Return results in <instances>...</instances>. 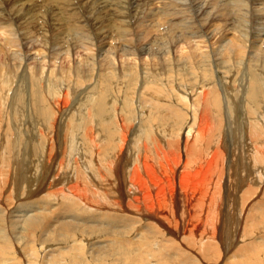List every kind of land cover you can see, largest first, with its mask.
I'll return each mask as SVG.
<instances>
[{
	"label": "bare ground",
	"instance_id": "6f19581e",
	"mask_svg": "<svg viewBox=\"0 0 264 264\" xmlns=\"http://www.w3.org/2000/svg\"><path fill=\"white\" fill-rule=\"evenodd\" d=\"M159 1L21 0L15 21L0 15V38L13 46L9 61L0 59V264H264V0L252 28L240 23L251 1L237 2L232 37L199 59L173 49L206 30L173 35L163 17L183 18L187 1L199 9V0ZM45 14L39 24L53 44L26 56L27 25ZM114 49L148 61L113 65ZM206 62L225 67L221 86L207 81ZM90 72L101 88L90 86ZM22 107L30 115L20 124ZM237 128L245 142L229 151Z\"/></svg>",
	"mask_w": 264,
	"mask_h": 264
},
{
	"label": "rangeland",
	"instance_id": "374dc122",
	"mask_svg": "<svg viewBox=\"0 0 264 264\" xmlns=\"http://www.w3.org/2000/svg\"><path fill=\"white\" fill-rule=\"evenodd\" d=\"M99 2H101V0H98ZM155 1V0H154ZM159 1V0H158ZM165 1H167V0H165ZM246 0H199V2L197 3L198 4V6L200 7L199 9H196V8H194V7H192V5H194V4H191V3H189L188 4V2L189 1H187V4L184 6L185 7V10H184V14H183V18H182V16H179V17H176L175 15H173L170 11L169 12H167L168 14H166V15H164L163 17L164 18H168L169 19V22H167V25H168V31L170 32V33H172L173 35H177V34H180V33H182L181 31L183 30L184 31V33H187V32H189V29L190 28H199V29H202L203 31H205L206 30V32H205V34L204 35H206V38L204 37V36H195L196 34H194V35H192V36H190V37H188V39H187V42H186V44H180V42L178 41L177 42V44H176V46H183L184 48H185V50H183L182 48L180 49H173V51H174V54H175V57H177V55H178V58H186L187 56H185L186 54H191L192 56H193V58H195V59H199V58H197V57H199L200 55H201V53H200V51H201V49L203 50V51H211V52H209L210 54H213L212 52H215L216 51V46H217V44L218 43H220L221 42V40L223 39V37L222 36H227V37H232V34L234 33L233 32V30H230V27H231V23L230 22H232V20H233V17L231 18V16L229 15V13L232 15V13L234 12L235 13V4L237 3V2H239V3H241V2H245ZM251 1V3H250V7H249V14L247 13V14H245L244 15V17H243V19L242 20H240V23L242 24V26H244V27H253L254 25L256 26L257 24H254V19H255V17H256V15H254V10H257L258 9V4H262V3H260V0H250ZM160 3H159V5H162V2L161 1H159ZM230 2V3H229ZM19 3H21V0H0V15H8V14H12V19H14V21H15V18H14V16H15V14L17 13V11L15 10V8H18L16 5L17 4H19ZM100 5V7H101V3L99 4ZM228 6V7H227ZM99 7V8H100ZM107 8V6H105V8H103V9H106ZM228 8H231L232 10H230V11H228ZM148 9H152V6L149 4V7H148ZM206 10H210L211 11V13H210V16H206L205 14H204V12L206 11ZM164 12H166V10H163ZM149 12V11H148ZM46 15L47 14H45L44 15V17H41L40 19H39V17L37 18V19H35V21L33 22V24L31 25V27H29V25H27V28H26V31H27V29L29 30V33L28 32H25V39H24V41H25V43H24V46H23V50H22V52H26V56H29L28 54H30V55H32L35 51V49H37V48H40V47H44V45L45 46H47V45H50V44H53V32L52 31H47L49 28L48 27H43V26H41L40 24H39V21L41 20V19H45L46 18ZM108 17V14H106V16H105V19L103 20V23L104 24H109V23H111V18L110 19H108L107 18ZM71 18V17H70ZM107 18V19H106ZM46 20V19H45ZM244 20V21H243ZM200 22H202V25L200 24ZM91 24V23H90ZM90 24H88L87 26H86V31H87V33L89 34V35H94V34H92L93 32L92 31H94L93 30V27L92 26H90ZM244 24V25H243ZM60 24H58V26H59ZM218 25V28L217 29H219V31H221V30H223V31H221L222 33H221V35L219 34V32H217V29H215L216 28V26ZM163 26H166V25H163ZM63 27V26H62ZM65 28V27H64ZM67 28V27H66ZM112 29H114L113 27H111ZM47 29V30H46ZM92 29V30H91ZM201 30V33H199V34H202L203 33V31ZM24 30H22V32H23ZM90 31V32H89ZM140 31V30H139ZM58 32H61V31H58ZM216 32H217V34H216ZM24 33V32H23ZM236 33V35L238 34L237 32H235ZM107 34H108V31H107ZM116 34V33H115ZM34 36H39V39H38V42L37 41H35L34 39H33V37ZM71 36H72V34H71ZM28 37V38H27ZM263 37V32L261 33V34H259L258 36H257V38H255L256 39V41H258V39H260V38H262ZM106 38L107 39H111V38H109L108 36H106ZM41 39V40H40ZM33 40V41H32ZM226 40H228V39H226ZM43 41H46V44L43 42ZM207 41V42H206ZM0 42L2 43V45L0 46V59H1V61H2V63L3 64H6L7 63V61H9V59L11 58L10 56V58H6V57H8V55H13V46H9V45H7L5 42H4V39L3 38H0ZM114 42V41H113ZM117 42V41H116ZM226 41H223V43H225ZM138 44H140L141 46L142 45H144L145 46V41L144 40H140L139 39V41L137 42ZM180 45H179V44ZM247 44H248V51H250V54H251V52L253 51V49H252V45H251V43H250V41H248L247 42ZM64 46H65V44H63L62 46H61V48L63 49L64 48ZM201 46V48H198V47H200ZM2 47H4L3 49H1ZM60 46H57V48H59ZM228 47H230V52H229V54H230V56L231 57H235V53H234V50H236V45L235 44H233V45H229ZM233 47H235V48H233ZM61 48H59L60 50H55V52L53 53V54H56V52H59V51H61L62 49ZM31 49H33V50H31ZM1 50H3L4 52L2 53L1 52ZM25 50V51H24ZM80 50V52H82L84 49H82V51H81V49H79ZM231 50H232V52H231ZM96 50L94 49V52H95ZM116 51L118 52V53H116ZM122 50H118V49H114L113 51H112V54H111V56H112V59H113V62H112V64L113 65H116V66H122V65H124V64H126L127 65V63H134V64H137L138 65V68H141L142 66H143V62L142 61H145V62H147L148 60L146 59V57L147 56H145L144 57V55H142V56H140L139 58H137V56H136V54H134L133 56L132 55H130V54H128V53H123V52H121ZM68 52H69V54H72V53H70V51H69V48H68ZM84 52V51H83ZM120 52V53H119ZM221 52H223V51H221ZM246 53V54H245ZM68 53H67V51H66V55H69ZM76 54V53H75ZM75 54L73 55V57H75ZM180 54H183L184 56L183 57H180ZM224 54V53H223ZM242 54H243V57H246V55L248 54L249 55V53L247 52V50H244L243 52H242ZM242 54H240L239 53V55L240 56H242ZM36 55V58L38 59H40L42 56L39 54H35ZM63 56H64V54H62ZM61 54H59V55H57V57H55V58H53V59H49L48 60V58H47V63L49 64V66H50V64H51V61L52 62H55L56 64H59L58 62H60V60H61V62L63 61V59H61L63 56H62ZM201 56H205V53L204 54H202ZM239 56V57H240ZM249 56H251V55H249ZM61 57V58H60ZM134 57V59H132ZM215 57H217V58H222V54H216L215 55ZM224 57V56H223ZM112 59H111V61H112ZM233 59V58H232ZM55 60V61H54ZM67 60H69V62H73L72 61V59H69V58H67ZM103 60V59H102ZM139 60H142V61H139ZM240 60L241 59H239V63L240 64H242L241 62H240ZM35 61L37 62L38 60H36L35 59ZM50 61V62H49ZM29 62V61H28ZM28 62H24L23 61V63H22V66L20 67V69H18V71H16V74L18 75H20L21 73V71L20 70H22V69H24V67H28L29 65H28ZM31 63V62H30ZM95 63H96V65H98V68L100 67V65H99V63H101L100 61H99V63H98V61L97 60H95ZM116 63V64H115ZM229 63H233V62H229ZM31 64H34V62H32ZM112 64L111 65H106V66H112ZM205 65H203V66H200V68H201V70H203V68L205 67V68H208V71H209V73H210V75H208V77H210L211 79H209V80H207V81H210V80H212L213 82H217V85L218 86H221V78H219V76L221 75V76H224L225 77V75H226V73L225 72H223V68H225V67H218L217 65L215 66V65H210L209 66V64H208V62H206V63H204ZM213 64V63H212ZM234 64H235V67H238V64H236V61L234 62ZM16 65V64H15ZM187 66H188V64H186ZM46 66V65H45ZM48 66V65H47ZM102 66H104V65H102ZM224 66V65H223ZM176 67H178V66H176ZM196 67V69H200V68H197V66H195ZM227 67V66H226ZM235 67H233V68H235ZM69 68V67H68ZM95 68H96V66H95ZM229 68H230V66H229ZM100 69V68H99ZM125 69H127L126 67H124L122 70H125ZM239 69H241V67L239 68ZM239 69H238V71H239ZM103 71L104 70H106V69H102ZM194 69H190L189 70V72L190 71H193ZM242 70V74L246 71L244 68L243 69H241ZM93 71H96V70H93ZM130 71V70H129ZM186 71V70H185ZM200 70H198V74L200 75V76H202L201 78L203 79V74H202V72L200 71ZM207 71V70H206ZM235 73H233V72H231V74H232V76H229V75H231V74H229L227 77H228V79H231V80H233V76L234 75H236L237 73V71H236V69H234L233 70ZM141 72H142V70H141ZM204 72V71H203ZM97 73H98V75H97ZM96 73V75L94 76L93 74H92V72H90L89 73V78H90V80H89V82L88 83H90V86H93V85H95V87L97 88H101V82H102V80L101 79H98L99 78V72H97ZM127 73H129V72H127ZM205 73H208V72H205ZM91 74V75H90ZM125 74V73H124ZM212 74V75H211ZM217 74V75H216ZM234 74V75H233ZM240 71L238 72V76L239 77H241V75L242 74H240ZM182 75V74H181ZM93 76V77H92ZM98 76V77H97ZM104 76H106V74L104 75ZM126 76V75H125ZM205 76V75H204ZM92 77V78H91ZM105 79H106V77H104ZM52 80H54V78L52 77L51 78ZM93 79V80H92ZM96 79V80H95ZM226 79V78H225ZM239 80V79H238ZM49 81H51V80H49ZM96 81V82H95ZM17 82V80H14V85H15V83ZM51 83H52V81H51ZM67 83H69V82H67ZM113 83H116V80H113ZM53 85V84H52ZM57 86V85H56ZM103 87V86H102ZM232 87H234V88H236L237 89V87L235 86V85H232ZM238 87H241V86H238ZM82 88H83V86L81 87H78V90H82ZM129 91H131V90H129ZM41 93H42V90H41ZM43 93L44 94H46V100H54L53 99V97L50 95V94H48V92H47V90H45V91H43ZM48 95V96H47ZM50 95V96H49ZM111 96V95H110ZM109 96V98H111ZM139 98V97H138ZM137 98V96L135 97H133V99H131V101H132V104H134V103H138V100L137 101H135L136 99H138ZM10 99V98H9ZM38 99V98H37ZM36 100V98L34 99L33 98V101H35ZM108 100V99H107ZM26 101H27V103L26 104H28V105H30L29 104V102H32V100L31 99H29L28 98V96H26ZM9 102H10V100L8 101V103L6 104L7 105V107H8V105H9ZM147 104V103H146ZM148 105V104H147ZM130 106V105H129ZM148 107V106H147ZM19 108H21V104L19 105ZM133 108H138V109H140L141 108V105H135V107H133ZM25 109L26 110H23V107H22V111H20L19 113H21V118L23 119V120H21V121H19L18 123H20V124H22V123H24V121L27 119L28 120V115H30V111H28L29 110V108H26L25 107ZM6 111L7 110H5V114H6ZM144 111V110H143ZM4 112V111H3ZM27 113V114H26ZM29 113V114H28ZM33 114V113H32ZM26 115V116H25ZM28 116V117H27ZM103 116V115H102ZM105 117H109V115H106ZM40 119V118H39ZM46 119V118H45ZM27 120H26V122H27ZM39 123L41 124V123H43V125H42V127L43 128H46L47 126H45V125H47L45 122H43L42 120H40L39 121ZM135 123H137V121L135 122ZM238 129V128H237ZM238 130H240V129H238ZM46 131V133L48 132L47 130H45ZM50 134V133H49ZM228 135H230V134H228ZM244 132L242 131V130H240L236 135H235V137H238L237 139L238 140H236L235 139V142H238L237 144L235 143L234 145H233V143H231V142H229L228 143V141H227V143H228V150L230 151V150H235V151H237V146H235V145H239V143L241 144V142H245V140H244ZM243 137V138H242ZM241 139V141H240V139ZM13 139V138H12ZM229 139V138H228ZM234 146V147H233ZM232 147V149H230ZM238 151H239V149H238ZM238 159H236V161L235 162H239V165H242V166H240V167H242V170H243V172H245L244 170H247V165H245L246 164V162L244 163V159H243V162H241V159H240V156L238 155V156H236ZM241 163H243V164H241ZM244 166H246V168L244 167ZM243 168H245V169H243ZM36 171V170H35ZM241 174L243 173V172H241V171H239ZM47 174V173H46ZM6 187L7 186H5V189H6ZM45 192H47V191H45ZM43 193V192H42ZM41 193V194H42ZM59 202H58V201ZM57 200H53L52 202L50 201V203L51 204H57V205H59L60 204V199H57ZM57 201V202H56ZM67 203V202H66ZM82 208H85V206H83ZM82 208H79L78 210L80 211ZM87 210V209H86ZM85 210V211H86ZM87 211H90V210H87ZM85 214L84 215H87L86 214V212H84ZM224 217V216H223ZM223 221H224V219H223ZM5 227H8L7 226V224H3ZM3 225H2V227H3ZM18 229V228H17ZM16 229V230H17ZM8 230V229H7ZM15 229L13 230V228H12V226L11 227H9V232L10 231H13V232H10V235H11V233H12V235L11 236H13L14 237V239L16 240L19 236V238H21L22 237V234H20V232H19V230H18V232L16 231ZM17 232V233H16ZM16 233V234H15ZM18 236V237H17ZM129 237H131V236H129ZM18 238V239H19ZM17 239V240H18ZM48 239H50V238H48ZM102 243H107L106 241H103ZM39 245V244H38ZM56 247H58V246H56ZM89 248V247H88ZM88 248H86V249H88ZM22 249V248H21ZM88 250H91V249H88ZM50 251H53V250H50ZM57 251V249L56 250H54V252H56ZM22 253V252H21ZM89 253V252H88ZM26 253H24V251H23V255H25ZM42 254V253H41ZM90 254V253H89ZM28 256H30V257H34V255H29L28 254ZM35 258H36V256H35ZM0 259H2V258H0ZM36 264V263H35ZM69 264H71V262L69 263Z\"/></svg>",
	"mask_w": 264,
	"mask_h": 264
}]
</instances>
